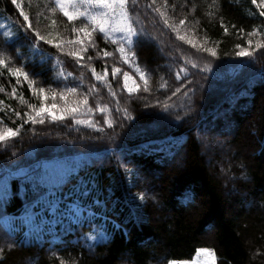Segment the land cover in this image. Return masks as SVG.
Returning a JSON list of instances; mask_svg holds the SVG:
<instances>
[{"label":"trees","instance_id":"trees-1","mask_svg":"<svg viewBox=\"0 0 264 264\" xmlns=\"http://www.w3.org/2000/svg\"><path fill=\"white\" fill-rule=\"evenodd\" d=\"M17 2L29 15L33 26L43 35L51 33L50 38L59 35L62 40L72 39V28L88 23L83 17L68 21L56 8L54 0ZM152 2L136 0L133 7L129 0V17L141 33L132 48L136 55L130 62L123 61L115 51L116 45L95 33L96 48L89 46L78 64L76 57L68 55L78 46L65 45L61 52L40 42L39 48H33L29 39L31 32L25 34L17 30L23 24L20 9H16L12 0H0V24L5 26L0 28V60L6 63V67H0V132L19 128L16 136L0 142V150H5L0 154V162L7 165L4 183L10 193L6 213L0 215V242L8 234L12 238L9 247L14 249L7 255L0 252V264H23L25 258L34 264H60L56 259L65 264H167L189 260L201 248L212 249L216 264H264V87H255L249 92L251 108L242 101L248 95L247 81L241 85V94L235 93L230 100L225 99L234 118L230 127H226L229 134L226 137L216 139L213 132L194 131L193 127L200 126L198 123L203 119H197L196 115L185 128H173L171 132L177 135V140L164 144H168L169 151L176 152L178 147L182 150L178 156L180 166L173 164L164 168L151 161L164 151L151 152L137 159L129 154V148L115 147L112 151L87 154L76 163L60 162L59 166H67L68 170L60 172L57 181L49 176L48 172L55 167L52 160L78 151L91 153L87 149L95 144L96 138L102 141L96 142L98 144L116 146L122 139L118 138L119 134L130 130L128 135H131L139 126L136 123L149 110L139 111V102H147L143 107L150 104V110L154 111L165 93L181 84L189 87L185 78L177 80L175 73V67L178 70L180 65L185 67L180 63L184 60V50L206 57L209 53L203 48L214 47L217 57L236 63L240 61L235 57L239 51L237 44L255 50L258 41L264 43V16L260 15L264 5H260V0L256 4L252 0ZM80 7L84 10L87 6ZM53 20L56 24H52ZM181 20L185 21L183 25ZM249 33L254 34L249 36ZM145 36L155 40L159 53L155 52L156 48H139L141 43L151 45ZM168 37L172 38L166 41ZM188 40L197 47H192ZM100 49L113 55L104 57ZM256 52L261 62L251 67V78L264 82V47ZM88 56L92 57L91 61ZM113 67L121 69L115 77ZM8 68L27 72L28 81L20 76L21 82L17 83V77L9 73ZM91 69L98 74H104L107 69L105 80L97 81ZM124 72L129 74L130 87L139 85L133 93L124 87ZM140 72L148 82L147 91H144ZM29 82L33 90L29 89ZM114 87L119 88V94L114 96L116 103L112 110L117 111L126 129L117 128L111 134L96 126H108L104 123L106 118L114 123L105 104L108 99L103 98L112 96ZM39 88L45 90L47 100L44 103H56L60 108L78 107V112L63 120L52 121L46 117L43 124L23 123L24 113L32 112L29 105L38 108L41 104ZM69 88H76V91L70 92ZM61 93L64 99L60 98ZM241 95L243 97L236 101ZM85 97L87 105L82 103ZM109 104H112L110 100ZM212 107L220 111L221 116L225 115L217 103ZM124 109L130 118H124ZM16 112H20V117ZM76 120L85 123H76ZM81 124L84 127L93 124L96 132L79 126ZM69 127H75V131L93 140H85L82 145L72 144L75 141L68 144L65 132ZM59 136L65 137L66 144L57 143ZM119 142L127 145L126 141ZM179 142H183L182 148L175 147ZM41 148L43 152H39ZM37 149L38 155L33 157L30 151ZM44 160L50 161L46 162L47 168L36 171V165L43 166ZM221 173L223 177L220 178ZM37 174L45 197L37 201L39 206L30 207L35 199L31 192L34 182L29 183L24 177H37ZM234 175L239 178L234 179ZM141 193L145 197L143 200L138 198ZM240 198L247 205H254L245 210L239 204ZM69 207L84 209L80 219L85 221V226L75 223V216L67 212ZM17 214H25L23 220H16ZM89 218L91 223H87ZM101 234L106 236L103 242L85 238L95 235L99 240ZM92 244L95 246L90 247Z\"/></svg>","mask_w":264,"mask_h":264},{"label":"rangeland","instance_id":"rangeland-1","mask_svg":"<svg viewBox=\"0 0 264 264\" xmlns=\"http://www.w3.org/2000/svg\"><path fill=\"white\" fill-rule=\"evenodd\" d=\"M152 4L154 3L152 2ZM145 37H146V40L150 41L151 45L148 43L146 44L141 43V45H139V48H143V46L151 47L154 50L156 48L155 52L159 53L160 49L157 46V44H155V40L147 36ZM171 38L172 37H168L166 41H169V39ZM242 48H246L249 51H253L252 49L246 46L245 47L243 46ZM178 49H180V47H178ZM187 50H184V54H185L184 60H182L180 63L189 70V75L187 77H185L184 74L181 73V77L185 78L186 82L191 81V83H188L189 87L187 86L182 87L180 92H177L176 95L172 94L176 90V88L174 90H170L168 93H165L160 99L162 103L159 104V102L157 101L158 106L154 111L150 110L149 108L150 104L145 105L143 107V104L147 102H139L138 103L139 104L138 107H140L139 111H143V110L146 111L147 109L149 110L146 111L143 119L140 120L137 117V122L139 120L140 121L139 123H136V124H139V126H136L133 129L131 135H128V131L130 133V130L128 131L126 130L125 133L119 134L118 138H122L119 141H126L127 145L119 141L117 142L116 146L105 144V143L98 144L96 142H102V141L101 139L96 138V140H94L95 144L92 145L90 149H87L88 151L90 150L91 153H86L85 151H82V152L78 151L77 153H73V156L77 158V157L86 156L87 154H94V153L99 154V153L107 152L110 150L112 151L115 149V147H120L123 150L126 148H129L128 149L129 154L138 159V158H143L145 156H148L149 153L151 152H159L158 150H154L155 148L152 149L151 147L154 143L158 142L159 144H161L158 147V149L160 151H164V153L161 155H156L152 157L154 159H152L151 161L159 166H163L164 168H167V165L170 166L173 164L175 166H180L181 162H178V158H180L178 156L182 150H180L178 145L182 148L184 145L183 142H179L175 146V147H178V150L176 152L169 151L168 147H166L169 143L162 145V142L165 141L167 137L171 134V131L173 128L174 129L178 127H180L179 129L185 128L187 123L193 118L194 115H196L197 119L198 118L200 119L201 117H203V119L198 123L201 125L200 126L197 125V127H193L194 131H205L206 133L213 132L214 135L216 136V139H219L222 136L226 137L227 135H229L226 127L227 126L230 127V125L234 122V118H233V114L229 113L230 109L227 104L229 102L225 103L226 100L224 101V99L230 100L229 99L230 97H234L233 92L235 91V89L239 88L237 86L240 84L244 85L246 84L245 82L247 81L249 83L247 87V89L249 90L247 91L248 95H245L244 97L242 95L238 96L236 101L239 100L241 97H243L242 101L243 102L245 101V103L249 105V108H251V106L253 105H252V101H250L251 95L249 94V92L252 91V89L255 87H262V88L264 87V82H262L261 80L259 82L252 81V78H251V75H252L251 67L254 66L255 63L261 62V58L257 55V52H256V50L258 49H255L253 51L252 56H246V57L241 58L235 55L237 59H240V61L236 63H228V60H222L220 59V57H217V56L213 57L210 54L205 55L206 57H202L199 55H191L190 53H192V51L190 52V50L189 51ZM192 63H195L197 67L193 68ZM181 67L182 66L180 65L179 68ZM202 69L203 71H201ZM175 70H176L175 73L179 71L178 68L176 67H175ZM114 90H115L114 96H118L119 88L117 89L114 87ZM114 96L113 95L103 96L104 100L108 99V101L105 104L108 105V109L110 110L109 112L110 119H113L114 121V123L112 124V127H109L103 124L96 126L97 129H103L104 131H107L111 134H113L117 128L126 129V125L125 123H122L120 121L117 111L112 110V107L116 103V101L114 100ZM220 97L222 98L219 101L218 99ZM109 100L112 103L111 105L109 104ZM215 103L219 105L218 109L221 108V111L223 110L225 115L221 116L220 111L218 112L216 108L212 109L213 108L212 106H214ZM165 105H167V109L165 108ZM186 113L190 114V116L183 117ZM174 115H176L177 117ZM79 126L85 129H89L92 132H96V128L93 126V124H88L85 127L82 124ZM165 130H168V131H165ZM65 133L69 137L68 141H66L68 142V144L71 143L72 141H75L72 144L77 143V145H82L83 142H85V140L87 141L93 140V139H89L86 134H80V131H75V127H69ZM91 135H93V133ZM146 135H150V136H146ZM94 136L97 137V134L96 135L94 134ZM123 137H126V139ZM63 140H65V137L59 136L57 138V141H58L57 143L66 144L64 143ZM146 144L149 146L144 147ZM37 151L39 150L37 149L36 151L35 150L30 151V153L31 152L34 153L33 157H35L38 155ZM4 152L5 150H0V154ZM39 152H43L42 148L40 149ZM226 153L227 152H225V154ZM224 158H225V155L223 157V160H224V163L226 164V160ZM139 160H142V159H139ZM46 162H50V161L44 160L43 166H41V164L36 165L35 167L36 171H39V170L44 171L47 168ZM54 162L56 163L62 162V160H55ZM230 164H231V161H230ZM13 165L15 164H11L10 166H13ZM59 165H60L59 163L55 164V167H52L50 169V172H48L49 176H51L53 180L55 181L59 180L58 175L60 172H66L68 170L67 166L60 167ZM211 166L212 165H210V167ZM6 171H7V165L4 163L2 164V162H0V185L5 184L4 181H6L5 177L7 175ZM240 173L242 176L243 170L241 168H240ZM234 176H235L234 179L239 178V175H234ZM221 177H223L222 173H221L220 178ZM231 177L232 176L229 177V180H231ZM226 183H228V181H226ZM230 192L232 194L236 193V192L229 191V193ZM181 196L184 197L183 194ZM242 196L244 198L245 195L243 194ZM243 198H240L239 204H241L243 208H245V210L251 208L252 205H254V204L247 205ZM177 199L180 202L181 199L180 198H177ZM238 207L240 206L238 205ZM11 241H12V238H10L8 234L5 239L2 238L0 242V252L6 253L7 255L9 251H13L14 249H11L9 247V245L11 244ZM21 244L26 246L25 242H21ZM36 246H39V243ZM15 248L17 250L20 249L17 247ZM201 250H203V248L198 249L197 252ZM208 253L211 254V258L209 257ZM56 261L57 263L65 264V261L58 260V259H56ZM174 262L178 264L183 261H174ZM23 264H34V262H32L29 258H25L23 259ZM188 264H215V257H214L212 249H207V252H201L198 256H196V259L194 261Z\"/></svg>","mask_w":264,"mask_h":264},{"label":"snow or ice","instance_id":"snow-or-ice-1","mask_svg":"<svg viewBox=\"0 0 264 264\" xmlns=\"http://www.w3.org/2000/svg\"><path fill=\"white\" fill-rule=\"evenodd\" d=\"M136 0H132L133 7L135 6ZM12 3L15 5L17 9H20L19 16L23 18V24L19 26L17 29L18 31H23L25 34L28 32H31V36L29 37L31 43V46L33 48H39L40 42H43L46 45L53 46L57 49H59L61 52L63 51L65 45H73L78 46L77 50L70 51L68 55H71L73 57H76V62L79 64L84 59V54L87 53L88 47L91 46L92 48H96L95 40L93 39L95 33H100L103 35V37L110 41L112 44L116 45L115 51L119 53L120 57L123 59L125 63L130 62V60L136 55L134 51H132L133 46L139 41L141 33L138 32L135 27L133 26V23L131 22V19L128 14L127 6L129 3V0H54V3L56 5V8L59 9V11L67 17L68 21H74L80 17L85 18V20L88 22L87 24H84L83 26L76 28H72V32L74 34L72 39L62 40L59 35H57L55 38H50L51 33L48 35H43L41 32L36 29L28 14H26L21 6L20 3L17 2V0H12ZM253 4L257 3V0H252ZM81 5H86L87 7L84 8V10H81ZM260 5H264V0H260ZM258 5V7L260 6ZM93 9L95 11H93ZM52 11H55V9H52ZM261 16H264V11L260 13ZM185 23L184 20L180 21V24L183 25ZM52 24H56V21L53 20ZM165 24H167V21L165 20ZM5 26L0 24V28H4ZM176 29L173 28V31ZM242 31V30H241ZM225 32H227V29H225ZM119 34V35H117ZM254 33H249L248 35L251 36ZM5 35H11L10 32H5ZM181 40H184V36L178 37ZM189 44H192V47H197V45L192 41H187ZM248 44L251 45L252 41L249 40ZM236 47L239 49L235 54L238 57H246V56H252L253 51H249L246 48H242L239 44L236 45ZM264 47V43L257 42L256 48ZM203 51L208 52L211 56L215 57L217 55L216 49L214 47H207L203 48ZM100 52H102L104 57L112 56L113 53L106 51L104 49H100ZM99 55V53H98ZM87 59L89 61L92 60L91 56H88ZM0 67H6V63L3 60H0ZM192 67L196 68L197 65L195 63H192ZM9 73H11L13 76L17 77V83H20V76L24 77L25 81H28V73L22 72L21 69H7ZM92 74L95 77L97 81H104L105 77L107 75V69H105L104 74H98L95 69H91ZM121 71L120 68L113 67L112 68V75L113 77L116 76L117 73ZM203 71V69L201 70ZM181 73L184 74L185 77L189 75V70L186 67H181L179 71L176 73V79H181ZM69 76H71V73H68ZM124 87L127 89L129 93L135 92L139 85H136L135 87H130L128 84L129 80V74L127 72H124ZM140 79L144 80L145 88L144 91H147V80L145 78V74L143 72H140ZM187 83H191V81H188ZM164 85H161L163 87ZM184 87V84H181L180 87L176 88V90L172 93L173 95H176L177 92H180L181 88ZM29 89H32V84L29 82ZM44 89L39 88L38 92L40 94L41 98V104L37 108L34 105H29V108L32 109L31 113H24V116L26 119L23 120V123H29L36 124L40 123L43 124L45 122V118H50L52 121H58L65 119V116L67 115H73L78 112V107L73 106H67L60 108L56 103L46 104L43 101L47 100V96L44 95ZM68 91L75 92L76 88H69ZM15 88H13V95H15ZM55 93H53V99H55ZM114 96L115 93H112ZM60 98L64 99V94H60ZM2 103V102H0ZM85 105H87V97H85L82 101ZM165 108L167 109V105H165ZM103 111V109H100ZM91 111V109H90ZM119 111V109H118ZM124 118L128 119L127 115V109H124ZM15 115L17 117H20V112H16ZM76 123H85L83 120H76ZM105 124H107L109 127H112L113 122L109 119H105ZM19 131V128L16 130H13L12 128H8L5 132H0V142H3L7 140L9 137L16 136ZM149 145H145L144 147H148ZM24 179H28L29 183L34 182V187L31 189V192L33 196L35 197L34 200L30 202L31 206H39L40 204L37 203V201L41 200V198L45 197V189L42 187L40 180L37 177H24ZM10 193L7 183L3 185L2 188H0V215H4L6 213V205L9 199ZM140 200H143L144 194H139L138 197ZM186 199H191L190 197H186ZM99 203V202H97ZM52 207H55V205H52ZM67 212L70 216H75V223L80 224V226H85V221L80 219L82 213L84 212V209L76 207L75 209L69 207L67 209ZM92 220L89 218L87 220V223H91ZM88 240L96 241L97 243L103 242L106 239V236L104 234H101L99 237V240H97V237L95 235H87L85 237ZM95 244L90 245V247H94ZM202 252H207V250H201ZM209 257L211 258V254L208 253ZM169 264H176L174 261H169Z\"/></svg>","mask_w":264,"mask_h":264}]
</instances>
